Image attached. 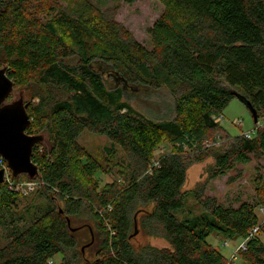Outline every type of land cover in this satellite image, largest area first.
Masks as SVG:
<instances>
[{"label":"trees","instance_id":"16d2710c","mask_svg":"<svg viewBox=\"0 0 264 264\" xmlns=\"http://www.w3.org/2000/svg\"><path fill=\"white\" fill-rule=\"evenodd\" d=\"M159 1L164 13L148 29L150 50L95 0H0V69L7 68L26 98L28 134L45 135L32 156L39 174L13 180L38 184L50 201L30 224L13 225L0 264H49L58 255L62 264H237L208 241L212 234L245 242L238 251L244 263L264 264L257 213L264 208L263 178L256 179L255 203L238 207L182 190L188 168L213 152L202 146L210 131L223 130L216 118L234 99L250 102L262 125L250 138L224 129L229 141L215 152L213 177L264 158V0ZM96 64L108 66L124 86L167 88L173 117L158 120L135 109L124 100L125 87L109 88ZM30 84L40 88L33 105ZM84 131L108 136L124 158L114 161L112 152L104 165L79 143ZM163 142L171 148L156 161ZM113 167L121 178L102 186L97 175ZM190 194L200 214L187 211ZM17 195L0 184V222ZM138 201L155 204L151 234L160 233L169 246L134 248ZM84 208L98 244L96 256L81 261L72 252L79 239L71 221Z\"/></svg>","mask_w":264,"mask_h":264},{"label":"rangeland","instance_id":"374dc122","mask_svg":"<svg viewBox=\"0 0 264 264\" xmlns=\"http://www.w3.org/2000/svg\"><path fill=\"white\" fill-rule=\"evenodd\" d=\"M105 10H110L114 13L115 19L127 28L134 38L146 46L148 49H153L151 36L148 29L154 25L157 19L164 13V6L159 0H95ZM102 72L103 78L109 88L122 86V81L111 75L109 67L106 65H95ZM124 86V85H123ZM27 99L31 100L32 105L39 101L40 88L35 84L27 85ZM125 87L124 100L129 102L135 109L158 120L171 119L174 115V96L165 87L153 90L142 87L140 85H131ZM19 88V87H18ZM15 89L13 95L9 99L20 98L22 91ZM32 97V98H31ZM26 99V98H25ZM221 118L216 121L221 125V128L212 130L208 133L202 149L208 148L213 151L202 162L192 164L187 170L186 182L183 186V191H203L205 196L215 197L218 202L224 206L238 207L244 202L251 204L255 203L257 190L256 179L260 177L264 179V158L261 160L253 159L248 164H236L235 168L228 170L227 174L213 177V172L216 167L215 152L219 151L224 144H228L229 135L225 134V130L231 136L253 132L256 134V125L249 108L240 100L234 99L223 111ZM239 121L240 123H237ZM225 129V130H224ZM79 143L88 149L96 158L104 165L107 163V157L110 153H116L113 159H123V151L120 146L113 145L110 138L105 135H98L90 131H84L78 139ZM111 149L108 152L107 148ZM171 146L167 142H163L155 151V160L157 161L161 155L170 150ZM188 149V148H187ZM115 151V152H114ZM113 158V157H111ZM126 163V160H123ZM113 167V172L110 174L99 173L98 180L102 186L112 183L115 179H119L120 174L118 169ZM5 183L11 189L17 192L16 201L14 202L9 212L5 211L3 220L0 222V246L8 242L9 235L14 230L13 225L23 227L30 224L38 215L44 213L50 201L43 197L40 193L39 186L36 183H18L13 180L9 170L5 174ZM197 199L193 195L188 196L187 211L191 210L196 215L202 212ZM155 204L153 202L138 201L133 208V219L135 218L134 231L138 227V232L131 239L134 248L140 251L142 247L154 245L157 247L169 246L168 241L159 233L153 235V223L150 222L149 215L153 212ZM257 213L262 222H264V208L257 207ZM182 218L183 213H178ZM15 221V222H14ZM137 225V226H136ZM71 226L77 228L79 244L73 253L77 252L81 255V261L84 259H93L96 256V246L98 244L97 237L91 233V228L96 229L95 221L91 217L87 208H84L79 216L72 217ZM161 231V230H160ZM96 232V230H95ZM134 233V232H133ZM259 237L264 241V229L259 233ZM92 241L95 243L92 244ZM208 241L213 244L227 258L232 259L236 253L237 264H246L240 258L237 249L243 243L239 240H225L218 234L209 236ZM72 253V254H73ZM70 253V255H72ZM53 264H62L60 255L54 258Z\"/></svg>","mask_w":264,"mask_h":264},{"label":"water","instance_id":"95a60500","mask_svg":"<svg viewBox=\"0 0 264 264\" xmlns=\"http://www.w3.org/2000/svg\"><path fill=\"white\" fill-rule=\"evenodd\" d=\"M15 91V81L7 74V68L0 69V157L3 158L12 177L27 174L34 178L39 169L32 161L34 147L43 142L45 135H30L27 128L32 120L27 111L28 103L23 92L21 97L9 101ZM244 101V100H243ZM251 111L254 122L258 123L259 116L250 102H243ZM6 170L0 169V184L5 181ZM68 223L70 221L68 220Z\"/></svg>","mask_w":264,"mask_h":264},{"label":"built area","instance_id":"2783aa9c","mask_svg":"<svg viewBox=\"0 0 264 264\" xmlns=\"http://www.w3.org/2000/svg\"><path fill=\"white\" fill-rule=\"evenodd\" d=\"M220 116H221V115H220ZM220 118H221V117L216 118V121H218ZM237 123H240V122L237 121ZM258 123H259V122H258ZM258 123H256V124H258ZM261 125H262V122H261L260 125H256V127L258 128V127H260ZM252 133H254V131H253ZM252 133H251V132H247L246 135H245V134H244V135H245L246 137L250 138V137L253 136ZM1 168H4V169L6 170V175H7V173L9 172V169H8L7 163H6V161H5L3 158L0 157V169H1ZM254 232H257V228L254 229ZM240 249H242V250H246L245 242H243V243L239 246V248L237 249V251H239ZM237 253H238V252H237ZM232 259H233L234 261L237 259V255H236V253L233 255ZM49 264H53V261H49Z\"/></svg>","mask_w":264,"mask_h":264}]
</instances>
